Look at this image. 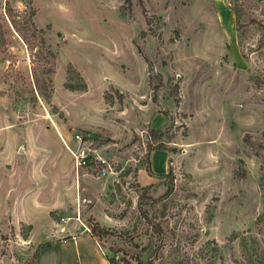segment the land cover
Segmentation results:
<instances>
[{"label": "rangeland", "instance_id": "374dc122", "mask_svg": "<svg viewBox=\"0 0 264 264\" xmlns=\"http://www.w3.org/2000/svg\"><path fill=\"white\" fill-rule=\"evenodd\" d=\"M86 235L264 264V0H0V264Z\"/></svg>", "mask_w": 264, "mask_h": 264}, {"label": "crops", "instance_id": "0c3cea01", "mask_svg": "<svg viewBox=\"0 0 264 264\" xmlns=\"http://www.w3.org/2000/svg\"><path fill=\"white\" fill-rule=\"evenodd\" d=\"M68 243H69L68 245H72V248L67 252L66 259L69 258L70 254H73L76 257L85 256L87 260L89 259V261H87V262H90L89 264H108L104 260V258L101 256V254L99 253V250L95 246V243L93 242L91 237H89L88 235L78 237L74 239L73 241H69ZM57 245H64V244L60 243ZM72 249L74 251H72ZM85 249L87 250V252H85ZM84 254H87V255H84ZM88 254H90L89 257H88ZM39 262H40V259H39ZM62 262L65 264L64 258L62 259Z\"/></svg>", "mask_w": 264, "mask_h": 264}, {"label": "trees", "instance_id": "16d2710c", "mask_svg": "<svg viewBox=\"0 0 264 264\" xmlns=\"http://www.w3.org/2000/svg\"><path fill=\"white\" fill-rule=\"evenodd\" d=\"M145 170L147 171V172H150V170H149V167H146L145 168ZM98 232H103L104 230H102V228L100 229H98V228H95Z\"/></svg>", "mask_w": 264, "mask_h": 264}]
</instances>
